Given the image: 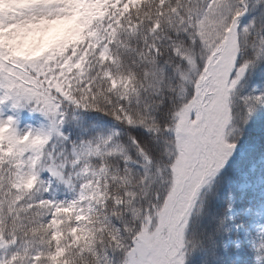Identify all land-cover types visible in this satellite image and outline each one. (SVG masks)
Here are the masks:
<instances>
[{
	"label": "snow or ice",
	"instance_id": "6c2138e0",
	"mask_svg": "<svg viewBox=\"0 0 264 264\" xmlns=\"http://www.w3.org/2000/svg\"><path fill=\"white\" fill-rule=\"evenodd\" d=\"M0 264H264V0H0Z\"/></svg>",
	"mask_w": 264,
	"mask_h": 264
}]
</instances>
